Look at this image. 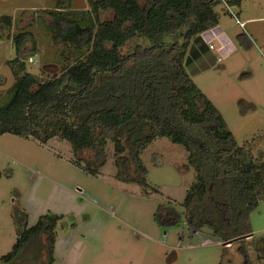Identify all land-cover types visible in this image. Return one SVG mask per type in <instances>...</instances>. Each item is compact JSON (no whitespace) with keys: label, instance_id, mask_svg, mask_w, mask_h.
Returning <instances> with one entry per match:
<instances>
[{"label":"rangeland","instance_id":"rangeland-1","mask_svg":"<svg viewBox=\"0 0 264 264\" xmlns=\"http://www.w3.org/2000/svg\"><path fill=\"white\" fill-rule=\"evenodd\" d=\"M60 0H0V105L11 98L19 62L41 83L84 58L77 50L53 40L47 10ZM69 12H88L93 21L110 18L111 11L95 13L93 0H68ZM218 22L201 33L213 49H203L194 37L184 66L196 87L221 113L225 127L256 162H264V0H241L238 6H214ZM238 21L243 22V26ZM33 33L17 52L12 38ZM171 54L182 37L167 36ZM139 40L123 47L130 50ZM143 42V41H142ZM85 51V50H84ZM197 51V50H196ZM15 70V71H14ZM191 118L199 114L190 111ZM92 149L75 152L59 137L41 142L14 133L0 134V264H47L44 252H10L23 221L27 226L41 214L61 215L55 227L52 264H264V199L248 214V236L226 245L211 230L190 228L183 200L195 180L187 150L168 137L157 136L140 153L147 168V186L115 177L113 143L107 140L106 162L96 174L79 166Z\"/></svg>","mask_w":264,"mask_h":264},{"label":"trees","instance_id":"trees-1","mask_svg":"<svg viewBox=\"0 0 264 264\" xmlns=\"http://www.w3.org/2000/svg\"><path fill=\"white\" fill-rule=\"evenodd\" d=\"M241 0H228L238 6ZM95 13L111 11L106 19L88 12H69L68 0L47 10L53 40L77 50L84 58L39 83L19 57L13 94L0 105V134L14 133L46 142L52 137L68 141L75 152L92 149L85 171L96 174L106 162L107 140L113 143L115 177L147 186V168L141 151L157 136L182 145L195 170V180L183 200L187 225L207 227L226 245L248 236L249 212L264 199V162H256L225 127L219 110L197 89L183 59L194 37L199 55L208 44L201 33L215 26L214 6L220 0H93ZM4 27L10 15H0ZM167 36L182 37L171 54ZM33 39L30 31L12 38L18 52ZM132 40H139L123 52ZM143 41V42H142ZM85 50V51H84ZM197 50V51H196ZM190 111L199 118H191ZM61 215L41 214L35 223L23 221L10 252L21 255L44 252L54 260L55 227ZM264 259V253L259 256ZM242 264H253L245 259Z\"/></svg>","mask_w":264,"mask_h":264},{"label":"built area","instance_id":"built-area-1","mask_svg":"<svg viewBox=\"0 0 264 264\" xmlns=\"http://www.w3.org/2000/svg\"><path fill=\"white\" fill-rule=\"evenodd\" d=\"M220 2L225 6L227 7L228 9H231V5L230 3L228 2V0H220ZM236 22L238 23L239 22V25L243 26V22L241 21H238V19L236 18ZM208 48L209 49H213V45L211 43L208 44Z\"/></svg>","mask_w":264,"mask_h":264}]
</instances>
